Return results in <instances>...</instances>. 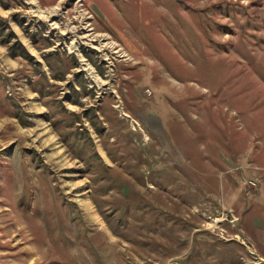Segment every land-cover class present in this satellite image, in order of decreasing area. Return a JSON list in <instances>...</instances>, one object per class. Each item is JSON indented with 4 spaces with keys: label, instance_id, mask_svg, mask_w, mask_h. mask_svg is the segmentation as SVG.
Listing matches in <instances>:
<instances>
[{
    "label": "rangeland",
    "instance_id": "obj_1",
    "mask_svg": "<svg viewBox=\"0 0 264 264\" xmlns=\"http://www.w3.org/2000/svg\"><path fill=\"white\" fill-rule=\"evenodd\" d=\"M36 3L0 0V264H264V0Z\"/></svg>",
    "mask_w": 264,
    "mask_h": 264
},
{
    "label": "built area",
    "instance_id": "obj_2",
    "mask_svg": "<svg viewBox=\"0 0 264 264\" xmlns=\"http://www.w3.org/2000/svg\"><path fill=\"white\" fill-rule=\"evenodd\" d=\"M82 11H84V10H81V11L78 10V12L80 14V19H83V17H84V14H83ZM55 16H56V13L51 15V16H49V17H47L46 19H47V21H49L51 17H55ZM62 16H63V14H61V16L58 15V19L61 22L62 26L61 25L59 26V24L57 22H55V20H52L51 24L49 25V28L45 27L47 33H52V31H54L55 29H60L61 34H66L67 36H69L70 32H72L74 30L73 31L74 33L72 34V36L75 35L74 38H73V40H75V41H73V40L71 41V49H73L74 51H76V50L81 51V46L82 45H84V44L88 45L89 41H94L95 42V40H98V39H91L93 37V35L96 34V32L94 33L92 31L93 30L92 27L89 28L90 32L88 33V35H90V37L85 35L84 37L87 38L86 40L83 37H82V39L81 38L78 39L76 34H75L76 26L70 24L72 22L70 17L67 16L65 18V20H62ZM39 20H40L39 18L35 19V26L36 27H40L41 26V23H39ZM85 23H86L87 27L90 25V21L89 20H86ZM91 26H92V24H91ZM52 34H56L57 35L56 30ZM113 49H114L113 51H119L120 50V48H116L115 46H113ZM81 55H82V53H80V56ZM80 58H82V57H80ZM86 64H89V63L86 62ZM92 68L93 67H91V69ZM95 73H96V70H95ZM91 77L93 78V74H91ZM93 80H95V79L93 78ZM262 260H263L262 258H258L257 261H256L257 264H262Z\"/></svg>",
    "mask_w": 264,
    "mask_h": 264
},
{
    "label": "trees",
    "instance_id": "obj_3",
    "mask_svg": "<svg viewBox=\"0 0 264 264\" xmlns=\"http://www.w3.org/2000/svg\"><path fill=\"white\" fill-rule=\"evenodd\" d=\"M7 28V30H6ZM0 40L3 44L8 45L13 55H16L19 49L24 57H31L32 55L27 51L24 44L17 37L14 30L11 28L7 19L0 17Z\"/></svg>",
    "mask_w": 264,
    "mask_h": 264
},
{
    "label": "bare ground",
    "instance_id": "obj_4",
    "mask_svg": "<svg viewBox=\"0 0 264 264\" xmlns=\"http://www.w3.org/2000/svg\"><path fill=\"white\" fill-rule=\"evenodd\" d=\"M34 3H35V5H36V7H39V5L36 3L37 2V0H32ZM38 9V8H37ZM39 10V9H38ZM53 9H49V11H52ZM79 10L81 11V10H84V8H79ZM40 15H42V16H45V17H47L48 16V14H45L44 13V10H40ZM107 35V34H106ZM99 35L98 34H94L93 35V39H96L97 37H98ZM105 45H107V47H109V46H111L112 48H113V42L112 41H110V42H107ZM109 45V46H108ZM121 50V49H120ZM125 54H124V52L122 53V56H124ZM83 59V58H82ZM86 64V63H85ZM94 76H95V78H96V80L98 79V75H96V74H94ZM97 81H99L100 82V80H97ZM83 204H84V202H83ZM86 207L87 208H90V205L88 204V205H86Z\"/></svg>",
    "mask_w": 264,
    "mask_h": 264
},
{
    "label": "crops",
    "instance_id": "obj_5",
    "mask_svg": "<svg viewBox=\"0 0 264 264\" xmlns=\"http://www.w3.org/2000/svg\"><path fill=\"white\" fill-rule=\"evenodd\" d=\"M41 1V3H43V4H52V3H54L56 0H40ZM0 47H1V45H0ZM261 255V254H260Z\"/></svg>",
    "mask_w": 264,
    "mask_h": 264
}]
</instances>
